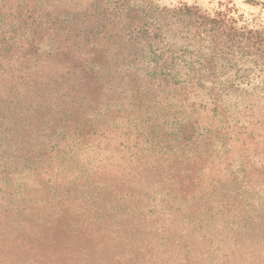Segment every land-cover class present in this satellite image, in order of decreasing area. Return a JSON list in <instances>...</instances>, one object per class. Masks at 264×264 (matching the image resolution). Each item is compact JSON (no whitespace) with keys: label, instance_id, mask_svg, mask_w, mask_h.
<instances>
[{"label":"trees","instance_id":"trees-1","mask_svg":"<svg viewBox=\"0 0 264 264\" xmlns=\"http://www.w3.org/2000/svg\"><path fill=\"white\" fill-rule=\"evenodd\" d=\"M81 1L0 0V264H234L231 255L245 248L219 249L214 240L219 211L231 204L224 197L236 187L220 168L226 152L264 147V111L234 122L210 94L207 106L194 104L168 128L147 122L143 132L115 125L112 113L122 116L124 99L140 107L133 93L141 69L155 90L181 83L164 33L186 26L215 50L238 49L264 63V29L228 5L208 14L153 0ZM246 2L264 8L263 0ZM205 68H190L191 80L207 79ZM249 101L242 118L264 104V78ZM148 177L184 209L162 221L143 214ZM203 199L214 202L207 211L216 218L191 217ZM238 213L237 240L264 241V213L255 223Z\"/></svg>","mask_w":264,"mask_h":264},{"label":"rangeland","instance_id":"rangeland-1","mask_svg":"<svg viewBox=\"0 0 264 264\" xmlns=\"http://www.w3.org/2000/svg\"><path fill=\"white\" fill-rule=\"evenodd\" d=\"M159 8L174 7L181 4L188 6H197L203 13L213 14L217 10H225L226 5L232 6L236 10V15L241 14L242 18L249 26L264 29V8L262 5H252L246 0H153ZM264 1V0H263ZM81 3H86L82 0ZM72 2L69 6H72ZM163 46L165 55L175 58L174 69L179 72L180 84L174 88L166 89L164 92L153 89L146 80L150 81L152 75H148L145 69L139 70L135 75L136 85L139 87L134 95L142 97L140 107L131 103L132 99H124L123 103L118 102L117 106L124 105L127 108L122 116H117L114 112L112 117L116 118L115 125L125 126L130 124V129H139L144 131L145 125L150 121H158L168 128L171 124L172 117L181 119L187 115L194 104L207 106V97L211 94L216 98V105L223 109L225 116L234 117L235 120H253L261 116L264 111V104L257 102L253 105V112L250 115L241 117L242 109L249 104V100L255 95V88L262 86L264 78V63L258 60L254 55L245 52L234 50L228 52L225 50H215L212 46L201 43L193 38L191 31L186 26H181L173 32L163 34ZM48 43L40 45L41 51H49ZM201 58V59H200ZM203 59H211L212 64H206ZM206 66L209 77L202 81L197 79L191 80V77L197 78L192 69L196 70L199 67ZM185 70V71H184ZM188 74L190 75L188 77ZM209 88H212L210 93ZM251 93L250 95H248ZM249 99L246 101V98ZM257 101V99H256ZM133 105L134 109H132ZM202 105L199 107L202 109ZM104 110V108L100 109ZM245 112V111H244ZM115 114V115H114ZM245 114V113H244ZM253 114V115H252ZM128 116V117H125ZM141 121V122H140ZM126 122V123H125ZM138 125V127L136 126ZM225 162L223 163L226 169L220 168L224 172V176L235 180V190H229L224 199L231 203L230 205H222L225 209L220 210L221 215L217 220L218 237L214 238L215 244H220L219 249L229 246L232 242H238V246H242L245 250H240L235 256L234 264H264V241L258 240L255 235L247 234L240 241V233L244 231L234 218L240 214L238 211L245 212L253 223L257 222L254 216L264 213V147L260 146L256 150L246 148H235L233 151L224 154ZM222 166V165H221ZM204 169V173L206 174ZM222 175V176H223ZM149 182L143 183L140 188V197L142 200L140 211L147 217H158L162 221L163 217L170 213H176L177 209H184L185 204L182 200L176 199L171 205L169 196H166V190L155 179L148 177ZM232 189V188H230ZM234 198V200H228ZM204 204H201L196 214L190 213L195 217L207 213L210 216L216 215L208 212V208H215L214 202H208L203 199ZM218 201V200H217ZM234 202H237V207L232 209ZM245 209H244V208ZM160 212V216H158ZM187 217L182 221V225L187 222ZM231 223L232 226H228ZM194 223V222H193ZM243 224V223H241ZM192 225V224H191ZM228 226V227H227ZM226 227V229H224ZM232 227V228H231ZM189 228H193L189 226ZM196 228L204 230V228ZM230 228V229H229ZM209 229V228H208ZM235 232V233H234ZM238 233V234H236ZM226 234V237H225ZM217 248L216 245H214Z\"/></svg>","mask_w":264,"mask_h":264}]
</instances>
